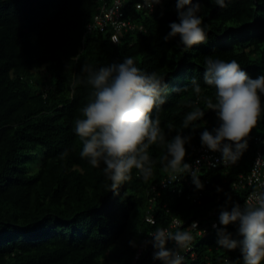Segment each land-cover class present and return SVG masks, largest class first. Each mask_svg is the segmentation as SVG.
<instances>
[{
	"label": "trees",
	"instance_id": "obj_1",
	"mask_svg": "<svg viewBox=\"0 0 264 264\" xmlns=\"http://www.w3.org/2000/svg\"><path fill=\"white\" fill-rule=\"evenodd\" d=\"M136 1L126 0L125 15L143 29L113 42L110 30L87 29L98 0H0V264H132L148 233L172 218L183 221L172 232H188L193 217L215 209L219 221L222 207L242 204L249 187L235 188L232 181L250 169L260 145L254 135L264 136V111L238 164L203 169V189L194 183L180 193L173 186L161 189L151 207L148 188L165 173L166 144L150 146L148 180L134 168L132 179L117 191L109 189L103 163L94 168L81 158L83 145L74 128L91 99L82 71L86 63L99 68L131 56L142 70L164 76L167 101L153 116L167 141L181 131L192 137L190 143H201L200 133L218 126L215 111L205 107L208 98L215 102V88L203 80L206 57L235 59L253 79L264 75V0H226L225 8L199 0L208 39L192 48L178 36L164 40L170 23L178 22L176 0H163L153 11L137 9ZM261 101L264 108V95ZM196 108L205 116L194 122V131L185 129V115ZM36 152L39 166L30 173L26 159ZM192 194H199L198 200ZM148 213L154 222L146 219ZM222 227L219 222L207 233L193 234L191 249H181V264H221L225 257L227 264H244L239 248L218 243ZM226 230L232 239H242L238 225ZM166 247L176 249L175 242Z\"/></svg>",
	"mask_w": 264,
	"mask_h": 264
},
{
	"label": "clouds",
	"instance_id": "obj_2",
	"mask_svg": "<svg viewBox=\"0 0 264 264\" xmlns=\"http://www.w3.org/2000/svg\"><path fill=\"white\" fill-rule=\"evenodd\" d=\"M163 0H144V6L152 10ZM220 8L227 7L226 0H212ZM199 0H176L178 22H171V31L165 41L179 37L185 48L206 43L208 34L198 15ZM113 42L117 38L113 37ZM203 80L215 88V102L206 100L207 110H213L218 117V126L211 130L205 128L200 133L201 145L212 152L222 154L223 163L235 164L248 148L252 130L261 116L264 95V75L255 79L241 68L235 60L224 61L206 57ZM82 71L87 73L86 84L92 88L91 99L82 109V117L75 121L74 131L82 141L80 156L87 159L94 168L103 163V172L111 181L110 190L132 179V170L139 171L144 180L153 173L149 148L152 145L166 144L163 156L167 181H176L185 173H190L197 189L204 185L199 178V168L193 169L185 162L186 144L192 137L177 131L167 141L166 133L160 127L158 113L167 101L168 85L164 76L155 71L147 72L139 68L131 56L122 62H113L95 68L84 64ZM191 85L197 94L201 87L195 77ZM205 110L196 108L187 113L183 120L185 129L196 127L194 122L202 120ZM173 130L169 126L168 131ZM199 163V162H197ZM219 191V189H218ZM231 197H229V200ZM255 203L245 202L243 206L235 203L231 209L222 207L218 228V243L229 250L240 249L244 264H261L264 261V192L252 197ZM230 224L238 225V234L242 239H232L227 232ZM155 249L154 259L162 264H181L183 257L177 249L189 246L193 237L188 232L157 230L151 234ZM175 242L176 249L167 248V242Z\"/></svg>",
	"mask_w": 264,
	"mask_h": 264
},
{
	"label": "built area",
	"instance_id": "obj_3",
	"mask_svg": "<svg viewBox=\"0 0 264 264\" xmlns=\"http://www.w3.org/2000/svg\"><path fill=\"white\" fill-rule=\"evenodd\" d=\"M125 2L126 0H98V9L93 14L91 21L87 24V29L89 31L110 30L111 40L113 37H116L118 41L124 32L143 29L141 22L125 15ZM157 5H154L153 9L149 10L144 6V0H137L135 2V7L137 9H144L147 11H153ZM254 139L260 145L255 149L254 158L249 171L246 173H239L232 181V186L235 188L249 187L245 193L241 206H243L245 202L255 203V201L252 200V197L257 193L264 192V136L254 135ZM239 160L235 164H238ZM185 162L189 163L193 169L198 167L199 173L205 168L235 165L232 163L224 164L222 154L220 152H212L198 142L190 143L185 157ZM167 177L168 174L165 172L159 179L149 185V207H151L156 196L160 194L161 189L173 186V188L180 193L185 187H193V180L190 173H185L176 181L172 182L167 181ZM198 195L199 194H192L191 197L193 200H198ZM217 215V211L213 209L208 215L193 217L188 221V233L191 235H200L207 233L211 228H216L219 224ZM146 219L154 222V218L150 213L146 215ZM182 223L183 221L181 219L174 217L168 225L158 226L154 230H151L144 240L138 245L132 264H141V257L144 258V264H152L156 260L154 259V253L157 249L153 246V237L151 234L155 233L157 230L172 231ZM186 249H191V244H189ZM177 251H179L182 257L184 256L181 249H177ZM227 259L228 258L225 257L221 264H227ZM138 260L140 261L139 263Z\"/></svg>",
	"mask_w": 264,
	"mask_h": 264
},
{
	"label": "rangeland",
	"instance_id": "obj_4",
	"mask_svg": "<svg viewBox=\"0 0 264 264\" xmlns=\"http://www.w3.org/2000/svg\"><path fill=\"white\" fill-rule=\"evenodd\" d=\"M39 155H40V153L36 152L35 154H32L31 157L26 159V164L28 166V171L30 173H35L37 171L38 166H39ZM130 226H131V224H130Z\"/></svg>",
	"mask_w": 264,
	"mask_h": 264
}]
</instances>
